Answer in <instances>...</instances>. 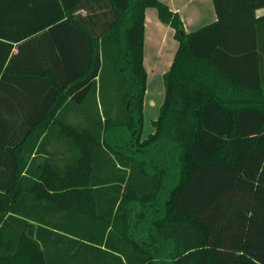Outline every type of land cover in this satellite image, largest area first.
Here are the masks:
<instances>
[{
	"label": "trees",
	"instance_id": "obj_1",
	"mask_svg": "<svg viewBox=\"0 0 264 264\" xmlns=\"http://www.w3.org/2000/svg\"><path fill=\"white\" fill-rule=\"evenodd\" d=\"M213 2L187 32L161 0H0V264H264V0ZM150 6L179 48L143 137Z\"/></svg>",
	"mask_w": 264,
	"mask_h": 264
},
{
	"label": "crops",
	"instance_id": "obj_2",
	"mask_svg": "<svg viewBox=\"0 0 264 264\" xmlns=\"http://www.w3.org/2000/svg\"><path fill=\"white\" fill-rule=\"evenodd\" d=\"M161 1L166 3L172 10L178 12L187 32H193L217 20V12L213 0ZM144 15L143 62L147 70L146 89L147 87H150L151 99L156 98V102L159 104V97H163V92L161 91V89L159 90L158 87L161 86V88H164L165 86L164 74L167 70L170 69L173 63L174 57L179 48V41L174 36V29L170 25L161 21L158 15L157 8L153 6L147 7L145 9ZM256 16H264V7L258 8L256 10ZM253 37L259 39L260 43L264 45V30L262 32L256 33L255 35H253ZM240 38L251 37L246 34L237 35V39ZM155 83L156 88L151 87L155 86L153 85ZM160 107L161 106H159V109ZM62 114L64 118L68 120H79L84 118V112L75 105V101H71L70 106H68L67 109L63 110ZM46 148L48 152H57V155L61 157V160L64 154L66 156L69 155V150H67L65 144L56 140H52L46 146ZM41 151L42 152H40L36 156L37 159L35 160V163L37 164L41 163L47 156V152H43V150Z\"/></svg>",
	"mask_w": 264,
	"mask_h": 264
},
{
	"label": "rangeland",
	"instance_id": "obj_3",
	"mask_svg": "<svg viewBox=\"0 0 264 264\" xmlns=\"http://www.w3.org/2000/svg\"><path fill=\"white\" fill-rule=\"evenodd\" d=\"M153 85H155V86H151V87H155L156 88V83L153 84ZM158 88H159V90L161 89V91L163 92V97L162 98L159 97V100H160V103L159 104L156 102L157 101L156 98H152L151 99L150 87H147L146 92L144 94L145 95L144 96V100H143V106H144V112H143V114H144V123H143V133H142V136L143 137L147 136L150 132L153 131L152 121L155 118H157V116L159 114V110H160L159 109V106H161L162 102L164 101L165 86H164V88H161V86H159ZM145 106H146V108H145Z\"/></svg>",
	"mask_w": 264,
	"mask_h": 264
}]
</instances>
